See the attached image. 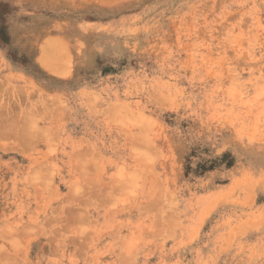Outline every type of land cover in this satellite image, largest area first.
<instances>
[{
    "label": "rangeland",
    "instance_id": "obj_1",
    "mask_svg": "<svg viewBox=\"0 0 264 264\" xmlns=\"http://www.w3.org/2000/svg\"><path fill=\"white\" fill-rule=\"evenodd\" d=\"M0 264H264V0H0Z\"/></svg>",
    "mask_w": 264,
    "mask_h": 264
},
{
    "label": "bare ground",
    "instance_id": "obj_2",
    "mask_svg": "<svg viewBox=\"0 0 264 264\" xmlns=\"http://www.w3.org/2000/svg\"><path fill=\"white\" fill-rule=\"evenodd\" d=\"M42 60V59H41ZM50 61V60H49ZM51 62V61H50Z\"/></svg>",
    "mask_w": 264,
    "mask_h": 264
}]
</instances>
